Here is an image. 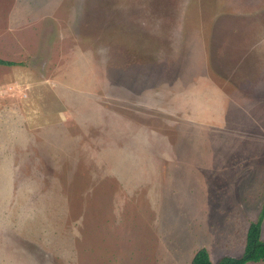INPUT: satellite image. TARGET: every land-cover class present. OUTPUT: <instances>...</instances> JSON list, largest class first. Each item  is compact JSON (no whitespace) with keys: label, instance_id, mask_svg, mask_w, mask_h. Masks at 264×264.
Instances as JSON below:
<instances>
[{"label":"rangeland","instance_id":"374dc122","mask_svg":"<svg viewBox=\"0 0 264 264\" xmlns=\"http://www.w3.org/2000/svg\"><path fill=\"white\" fill-rule=\"evenodd\" d=\"M0 59V264L242 255L264 0H0Z\"/></svg>","mask_w":264,"mask_h":264},{"label":"trees","instance_id":"16d2710c","mask_svg":"<svg viewBox=\"0 0 264 264\" xmlns=\"http://www.w3.org/2000/svg\"><path fill=\"white\" fill-rule=\"evenodd\" d=\"M15 63L0 59V65L13 66ZM264 221V206L257 220L250 223L246 235L245 248L240 257H222L218 262L211 260L206 248L199 249L191 264H249L264 262V240L262 239V225Z\"/></svg>","mask_w":264,"mask_h":264},{"label":"bare ground","instance_id":"6f19581e","mask_svg":"<svg viewBox=\"0 0 264 264\" xmlns=\"http://www.w3.org/2000/svg\"><path fill=\"white\" fill-rule=\"evenodd\" d=\"M32 121V120H31Z\"/></svg>","mask_w":264,"mask_h":264}]
</instances>
